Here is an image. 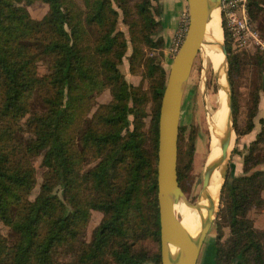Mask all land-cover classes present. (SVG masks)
I'll use <instances>...</instances> for the list:
<instances>
[{"label": "trees", "instance_id": "trees-1", "mask_svg": "<svg viewBox=\"0 0 264 264\" xmlns=\"http://www.w3.org/2000/svg\"><path fill=\"white\" fill-rule=\"evenodd\" d=\"M33 1L0 0V221L13 235L10 241L0 231V264H161L160 249L151 252L145 242L160 243L158 115L167 77L149 54L160 24L152 0H41L47 10L40 18L28 10ZM246 6L252 24L264 19V0ZM120 14L132 48L129 70L147 78V88L119 68L127 49ZM222 27L234 91L245 65L262 72L264 58L233 51L223 20ZM104 88L111 98L97 104ZM260 90L264 95V73L252 92L255 111L237 133L253 128ZM34 97L41 109L31 108ZM259 122L243 155L245 173L230 171L221 189L230 236L220 241L219 232L200 264H264V229L246 214L264 205V168L248 172L264 161V116ZM36 155L44 169L31 198ZM92 209L102 217L86 241ZM62 251L70 258H60Z\"/></svg>", "mask_w": 264, "mask_h": 264}, {"label": "rangeland", "instance_id": "rangeland-1", "mask_svg": "<svg viewBox=\"0 0 264 264\" xmlns=\"http://www.w3.org/2000/svg\"><path fill=\"white\" fill-rule=\"evenodd\" d=\"M153 3V16L160 21L157 32L153 34V38L156 45L151 49V55H154V60L159 62L164 68L166 74H168L169 66L172 58L176 52L174 47H178L184 37V34H174L172 40L167 44L166 36L163 33V19L161 17L160 7L158 6L159 0H152ZM30 14L35 18H40L47 10V4L41 0H34L28 5ZM188 13V12H187ZM188 18V16H187ZM223 16L221 15V26ZM188 21V19H187ZM224 21V20H223ZM117 26L121 29L127 39V49L122 57V61L119 65L121 72L125 79L133 84H141L143 88L148 87L147 78H143L139 73H132L129 70V55L131 53V43L129 41L128 25L122 21V15L118 17ZM187 26V23H186ZM253 28L257 32V38H250L245 46L237 47L231 43L233 51L239 52L241 56H245L246 59L251 57L252 61L255 60V53L264 58V19L263 16H259L252 24ZM224 38V35H223ZM223 40V39H222ZM232 42V41H231ZM176 45V46H175ZM178 45V46H177ZM213 65L209 61L208 65L204 62L200 51L196 54L192 67L185 84L182 105L179 118V133H178V152H177V164L179 166L180 186L184 192V196L189 200L186 202H195L198 198L199 192L202 188L203 173L206 168V161L209 153L210 142L212 134L209 128V121L211 116H218L221 113V98L215 74L213 71ZM258 66L254 63H247L242 70V76L236 78V84L232 87V97L234 96L236 111L232 110V128L233 135L227 155L224 160L225 176L223 183L220 187L219 194L214 201V211L212 214V222L209 230L203 241L201 251L197 264H200L201 256L204 248L215 240L217 234L220 232V241H225L230 236L229 226L226 217L221 213L220 208L222 203L220 200L221 189L228 178L230 171L233 175H240L245 173L243 170V155L246 152V146L251 142L257 131L260 128L259 118L264 116V102L258 101L257 109L252 120L254 126L251 131L242 134L237 133L236 128L239 131H243L248 123V115L252 111H255L253 107L252 92L254 88L259 84L263 71H258ZM39 73L46 71V65L43 61L38 63ZM225 93V92H224ZM261 96L262 91H259ZM111 98L108 88H104L100 93L96 95V103L107 102ZM233 102V101H232ZM96 104L91 108L88 116L94 111ZM31 108L41 109L42 104L38 98L34 97L31 102ZM151 103H147L146 110L148 115L145 117V121L148 124L150 118ZM223 117L225 115L223 113ZM131 118V116H130ZM231 124V123H230ZM236 126V127H235ZM233 140V141H232ZM232 144V145H231ZM232 147V148H231ZM262 154V150L260 151ZM33 164L36 168V183L30 192V197H34L38 190V185L42 179V172L44 167L41 166V155L32 157ZM93 162H90L91 165ZM256 168H264V161L256 164L248 172ZM246 172V173H248ZM262 196L264 197V190H262ZM202 203V199L199 203ZM218 202V203H217ZM195 204V203H194ZM247 216L251 218L253 225L257 228L264 229V205H252L246 212ZM102 217V213L99 210L92 209L88 222L85 226V233L83 239L88 241L91 238L93 228L98 224ZM185 219V218H184ZM185 221V220H184ZM0 231L5 234L10 241L13 239V235L10 232L8 226L0 221ZM152 240H146V244L151 252H156L160 249V243L151 242ZM60 258L68 259L70 256L64 251L59 253Z\"/></svg>", "mask_w": 264, "mask_h": 264}, {"label": "water", "instance_id": "water-1", "mask_svg": "<svg viewBox=\"0 0 264 264\" xmlns=\"http://www.w3.org/2000/svg\"><path fill=\"white\" fill-rule=\"evenodd\" d=\"M186 1L188 12L187 26L184 37L169 66L158 115L156 182L160 225L161 264H197L203 241L209 227L211 226L212 214L214 211V200L211 198V203L207 210V216L199 227L197 236L192 237L184 228L174 210V203L177 202L176 197L178 195H182L187 201H189L184 196L177 175L178 133L182 96L193 60L196 54L200 51V46L205 38L206 24L213 3L217 2L218 5L220 4V0ZM221 28L223 40H221L219 47L225 57L226 82L224 85L220 84L218 81L222 62H219L218 66L216 69H213V71L219 89L222 88L225 92L228 115L227 119L230 120V126L232 128V86L228 73L227 49L223 38L224 31L222 26ZM228 145L229 138H225L219 159L215 160L204 169L202 188L197 200L194 202L197 206L200 205L199 200L203 194V188L208 184L212 171L221 163V174L224 179V160L227 155ZM222 183L223 180L221 181L220 187ZM170 245L178 247V252L174 257L170 254Z\"/></svg>", "mask_w": 264, "mask_h": 264}, {"label": "bare ground", "instance_id": "bare-ground-1", "mask_svg": "<svg viewBox=\"0 0 264 264\" xmlns=\"http://www.w3.org/2000/svg\"><path fill=\"white\" fill-rule=\"evenodd\" d=\"M221 40L222 28L220 7L217 2H214L209 19L206 24L205 38L200 46V53L204 62H206V64L208 65L210 61L214 69H216L219 62H222V68L220 70L221 73L219 72L218 81L220 82V84L224 85L226 82L225 57L219 47ZM220 89L221 113L218 116H211L209 121V128L212 134V139L210 142L209 153L206 161L207 167L215 160H218L221 156V148L223 146L225 138H229L230 145L232 137L235 136L233 135V131L230 126V120L227 119L228 115L225 93L222 88ZM223 113L225 115V118L223 117ZM229 145L227 146V151L229 149ZM221 165L222 163L215 167V169L212 171L208 184L203 188V194L201 196L202 203L200 202L199 206H197L193 202L189 203L184 201L182 195H178L176 197L177 202L174 203L175 213L178 215L184 228L192 237L197 236L199 227L204 222L207 216V210L210 206L211 198L215 201L218 196L220 184L222 181ZM177 252L178 247L175 245H170L171 256L174 257Z\"/></svg>", "mask_w": 264, "mask_h": 264}, {"label": "built area", "instance_id": "built-area-1", "mask_svg": "<svg viewBox=\"0 0 264 264\" xmlns=\"http://www.w3.org/2000/svg\"><path fill=\"white\" fill-rule=\"evenodd\" d=\"M219 7L233 45L242 47L250 38H257V32L249 20L246 0H220ZM178 47L174 49L177 51Z\"/></svg>", "mask_w": 264, "mask_h": 264}, {"label": "crops", "instance_id": "crops-1", "mask_svg": "<svg viewBox=\"0 0 264 264\" xmlns=\"http://www.w3.org/2000/svg\"><path fill=\"white\" fill-rule=\"evenodd\" d=\"M161 17L163 19V33L167 44L172 40L174 34L182 35L187 23V1L186 0H159ZM260 103L264 102V95Z\"/></svg>", "mask_w": 264, "mask_h": 264}]
</instances>
